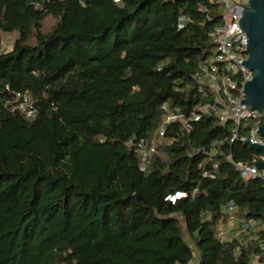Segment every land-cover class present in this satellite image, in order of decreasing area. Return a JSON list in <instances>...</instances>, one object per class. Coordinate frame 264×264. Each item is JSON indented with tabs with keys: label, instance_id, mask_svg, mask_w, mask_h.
I'll return each mask as SVG.
<instances>
[{
	"label": "trees",
	"instance_id": "16d2710c",
	"mask_svg": "<svg viewBox=\"0 0 264 264\" xmlns=\"http://www.w3.org/2000/svg\"><path fill=\"white\" fill-rule=\"evenodd\" d=\"M221 14L211 0H0V264L264 260V228L247 245L217 231L230 203L264 225V181L229 160L258 151L231 141V122L171 124L147 172L136 151L165 105L188 115L206 101L193 75Z\"/></svg>",
	"mask_w": 264,
	"mask_h": 264
},
{
	"label": "built area",
	"instance_id": "2783aa9c",
	"mask_svg": "<svg viewBox=\"0 0 264 264\" xmlns=\"http://www.w3.org/2000/svg\"><path fill=\"white\" fill-rule=\"evenodd\" d=\"M211 2L219 6L222 11V23L209 34L216 46L215 53L207 62L201 64L193 75L198 94L206 101L188 115L180 110H173L167 105L163 107L164 116L159 130L151 139H143L136 144L140 169L143 172L148 171L154 156L158 153L160 143L165 142L169 145L166 131L171 124L181 122L187 130H191L193 123L211 114L219 119L221 125L232 123V142L237 140L245 142L248 139L252 143L264 145V138L257 134L263 123L262 112L257 109L243 111L246 106H241V101L248 98L247 93H244L245 84L254 77V72L242 65L243 61L248 60V39L241 31L239 22L248 0H211ZM187 22H189L187 18H182L179 23L180 29H184ZM14 104V109L25 114L27 118L36 117L37 109L27 94L17 93ZM254 122L261 123L259 126H252ZM229 160L243 178H261L264 181V171L253 166L259 161H264L263 153L253 154L247 163H235L232 157H229ZM183 196L185 195L178 194L170 200L175 201ZM237 211L238 207L234 203L224 208L226 220L218 225V235L225 240L235 238L242 245H247L249 240H258L259 232L264 225L259 227L255 222H244L238 218ZM253 264H264V260L261 261L260 255H255Z\"/></svg>",
	"mask_w": 264,
	"mask_h": 264
},
{
	"label": "water",
	"instance_id": "95a60500",
	"mask_svg": "<svg viewBox=\"0 0 264 264\" xmlns=\"http://www.w3.org/2000/svg\"><path fill=\"white\" fill-rule=\"evenodd\" d=\"M242 13L239 25L248 39V60L243 61L242 65L253 71L254 77L252 81L245 84L244 93H247L248 98L241 101V106H246L243 111L257 109L262 112L263 123L257 134L264 138V0H248V5L244 7ZM245 143L264 154V145L252 143L248 139ZM253 166L264 171V161H259ZM138 199L142 201L140 196Z\"/></svg>",
	"mask_w": 264,
	"mask_h": 264
},
{
	"label": "rangeland",
	"instance_id": "374dc122",
	"mask_svg": "<svg viewBox=\"0 0 264 264\" xmlns=\"http://www.w3.org/2000/svg\"><path fill=\"white\" fill-rule=\"evenodd\" d=\"M46 28L47 30H51L53 26L55 25V20L54 19H49L46 22ZM16 35L15 34H10V35H3L2 40H3V46H4V51L8 52L12 49L13 44L15 42ZM261 122H254L252 126H259ZM161 145H167L165 142L160 143ZM170 145V142H169Z\"/></svg>",
	"mask_w": 264,
	"mask_h": 264
}]
</instances>
